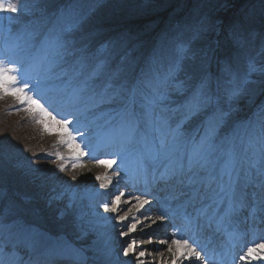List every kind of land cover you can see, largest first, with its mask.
Listing matches in <instances>:
<instances>
[{"label": "bare ground", "instance_id": "6f19581e", "mask_svg": "<svg viewBox=\"0 0 264 264\" xmlns=\"http://www.w3.org/2000/svg\"><path fill=\"white\" fill-rule=\"evenodd\" d=\"M90 4L93 2L92 0H89ZM214 3V0H169L168 5L172 6L171 10L172 13L175 12L174 17H169L168 20L170 22H174L175 26L174 29L177 31V33H180V36H185L186 31L194 32L201 24L202 19H209V14L208 10L205 8L206 5H210L211 3ZM96 9L98 8L100 4V0H97L96 2ZM253 2L252 0H245L243 3V6L247 9H251L253 7ZM19 9L21 8L20 5ZM131 6L124 7L125 9H129ZM174 8V9H173ZM71 11V12H70ZM167 10H159L158 14L153 18V20H145L146 23L143 22L142 26H139L135 21H129L126 25L128 26L127 31H124L122 33L123 39L127 40L128 45L134 48L132 53H127L124 49L121 47H116L115 45L112 46L111 44L113 43H107L110 41H113V38L115 36L117 37L118 31H112V30H107L104 32V35L98 38L100 41L104 42L105 45L104 47L107 49V52L110 54L107 57L102 56L98 57L97 59L94 60L95 66L101 70L102 73H109L112 70H117L118 74L120 77L112 82L111 84H114L115 86H119L120 89L128 94L132 99L134 100H139L140 98L144 97L146 95L147 91L149 90V87H152V83L150 81H142L140 79H144L147 76L148 71L151 69L154 72V76H160L163 73L161 72V68H157L155 66L158 62L156 61L157 59H166L168 57L167 53L171 51L173 55L175 54L174 48L183 42V39L180 37H175L171 36L168 39L169 45L170 46H165L168 45L166 40L162 39L160 34L158 33V29L161 27H166L165 25L162 26L166 22V17L163 19V15L165 14ZM21 12L18 11L16 14H11L16 21L21 22V21H37L41 22L43 24V27L48 28L49 30H52L54 32H59L61 30V33L66 36V39L69 43V49H68V54L70 56H73V51L74 48L73 46L79 47L82 46L80 42H78L76 39V34L80 33L82 35L85 34L81 30V28H78V24L80 23V20H82V23H94L96 24V11L92 16L85 17L86 15L83 13L84 12V6H74L73 0H38L33 7L31 6L26 8L24 7L21 9ZM44 12V13H43ZM247 13V12H246ZM50 15V18L48 15ZM74 18H72V15ZM242 9H238L237 13L235 14L239 19H242V17L247 18V22L249 26H251V29L253 33L257 37L254 38V41H257L260 43V45H264V28L263 27H252V26H258V22H264V17L258 16V14L253 15V14H247L246 16L244 15ZM79 17L76 19V17ZM91 17V18H90ZM233 17V16H232ZM2 18L4 16L2 15ZM74 19V20H73ZM92 20V21H91ZM57 25L61 26L59 29ZM179 27V28H178ZM165 30H168V28H164ZM109 31V32H108ZM111 34H108V33ZM115 35V36H113ZM61 36V35H60ZM3 40L6 43H10L9 39L3 38ZM63 44V41L60 39L55 43V48H59ZM200 44V40L197 39L194 41V45ZM140 47L143 48L144 54L143 55H138V52L140 53ZM161 48V49H160ZM158 53L155 52V50H159ZM197 49H201V47H198ZM247 49H244L243 52L247 54ZM42 50V48L40 49ZM132 50V49H131ZM162 50V51H161ZM137 51V52H135ZM240 53V54H241ZM239 55L236 57L233 56L232 60L229 61L228 66H232L234 70H238L237 74L234 76H238L239 71H241V67L238 66H244L246 65V60H248L246 57H240ZM225 55H228V52H226ZM223 55V56H225ZM264 54H261L262 56ZM223 56H220L219 58L222 59ZM263 59V58H262ZM132 62L137 65L136 69H132L128 65H125L126 63ZM228 62V61H225ZM47 70L46 69H40L39 72V77L42 78L44 75H46ZM160 72V73H159ZM141 83L143 86H141ZM113 85V86H114ZM166 82L162 83V87L165 90H168L166 88ZM178 85L172 86L176 87ZM241 95V96H240ZM235 104L237 107V110L235 113L232 115H241L246 112H250L253 114L255 112L257 114V118L249 117L250 119L246 118H238L239 124L246 123V122H259V121H264V111L255 104L256 102H253L251 96L249 94H239L235 96ZM8 99H14L11 96H8ZM206 100L203 102L201 100H198L201 104V111L202 113L209 112L210 109H213L217 106V103L213 99L205 98ZM5 98L0 95V103L5 102ZM175 105V104H174ZM248 106V109L246 106ZM173 109L175 107L173 106ZM74 113L79 114L77 110L74 111ZM232 113V112H231ZM227 116H232L228 113H226ZM223 116V121L230 127H233V131L229 134V139H236L238 136L239 131V126L234 125L231 123L227 116ZM262 136L264 137V131L261 132ZM99 143V142H98ZM97 143V144H98ZM2 147V146H1ZM6 149H11V147H5ZM2 147L0 150L1 154H4L6 149ZM32 148V147H31ZM168 149L171 148V146L167 147ZM90 153V152H89ZM15 164V165H13ZM13 167H16L17 163H13ZM18 168V167H17ZM22 174H20L18 177H14V180H19L20 184L16 185L19 186L18 188H22L24 191L29 192L30 195V200L35 199V196L32 194L34 189H36V186H33L29 184L31 182V179L29 177L30 173L25 169ZM41 182L42 179H39ZM116 199V198H115ZM124 199L125 197L120 196L119 200V207L117 208V211L112 212L110 211L111 219L112 218H118L121 214L122 217H126L123 222L120 221H113L111 225L110 232H108V235L105 236V241L98 243L97 246H104L105 249H103V256H107L109 259H111V264H140V261H143V264H173V253L176 251L175 247L170 244H163L161 249H158V251L155 248V244L152 243L154 240L157 238V231L158 229L156 228L154 231L149 230L146 231V228L150 226L153 222H151L152 219L149 218H144L140 217L139 219L136 218L135 211L130 212L128 208L131 206L133 201L129 202L128 204H124ZM0 205L5 206V201L0 200ZM107 205L111 207H116V204H114L113 200L112 203L107 202ZM5 211H8V208H5ZM21 213L16 211L15 213L11 214V217L16 218V214ZM24 215L26 218L30 216L27 212L21 213ZM34 219L37 218L36 214H31ZM1 222V221H0ZM7 223H11V221H7ZM136 225L135 231H131L130 228L128 229V225L131 224ZM8 228L5 226H1V229L9 231ZM130 232L131 234L126 237V239H122L120 242V246L118 247V251L121 253H124V250L129 247V245H133L135 247V254L129 252L127 255V258L124 259V257L119 258V254L116 249H114L113 242L117 240V236L121 233V231H127ZM13 233H10V236ZM29 235L28 233L25 236V240L23 241L22 236L17 240L15 244H18L22 246L21 250H27V251H34V244L30 242L29 240ZM9 237V233L7 235ZM14 240V238H11ZM134 242V243H133ZM1 247H4L1 245ZM172 248V252L168 251V248ZM144 251V256L139 257L140 251ZM8 251V250H7ZM27 251H24L22 255L27 253ZM150 252H153L154 256L150 254ZM135 256L139 257V260L136 259ZM154 257V261L151 262L149 261V258ZM36 258H40L36 256ZM184 260L183 257L180 259H177L175 261V264H180V262Z\"/></svg>", "mask_w": 264, "mask_h": 264}, {"label": "rangeland", "instance_id": "374dc122", "mask_svg": "<svg viewBox=\"0 0 264 264\" xmlns=\"http://www.w3.org/2000/svg\"><path fill=\"white\" fill-rule=\"evenodd\" d=\"M81 1L88 5L89 14H90V16L93 17L94 10L97 7V5L95 3L97 0H92L93 2L91 4H90V2H88L89 0H81ZM137 1L138 0H101L96 11L99 12L102 10L103 14L107 15V13H109V11H111V12L116 11L117 12L118 8H124V7H128L131 5L135 6V3ZM119 12H120V10H119ZM2 15H3V13H0V24L2 23V19H3ZM71 15H72V18H74L73 14H71ZM100 18H101L100 15H96L97 20H95V21H98ZM119 21L120 20L115 19L113 24H117ZM113 24H110L107 27V29L112 30V31L115 30V31H118L121 33H118L117 37L115 35H113V36H115L116 39L113 38V41H110L107 43H113V44H111L112 46L115 45L116 47H121L122 49H126L125 46L128 47L129 45L127 43V40L123 39L122 33L124 31H127L128 28L125 25L114 26ZM105 31H107V30H105ZM108 32H106V33H108ZM173 32L175 33L177 31L174 30ZM108 34H111V33H108ZM176 34L180 35V33H176ZM62 35L64 36V34H62ZM188 35L191 36L190 33ZM59 36H57L55 39L56 40L59 39ZM197 38H198V36H194L193 40L196 41ZM164 40H166V39H164ZM167 44L168 45H165V46H170L168 42H167ZM179 47H181V49L184 50V47L182 45H180ZM106 48L105 47L103 48V53H106V51H107ZM131 49H130V51L132 53L134 48L131 47ZM160 49L155 50V52L158 53L160 51ZM139 50H140V53L138 52V55H143L144 54L143 48L140 47V49H138L137 51H139ZM137 51H135V52H137ZM168 57H170V55H168ZM189 58H190V60L188 61V63H190V61H193L194 55H193V57H189ZM156 61L158 63L155 66H157V68H161L163 71H166V74H168L169 72L171 73V71H172L171 65H173L175 67V65L173 64L174 61L172 62V60L170 58L157 59ZM94 68L98 71V69L95 65H94ZM150 71H151V69L148 72H150ZM163 77L168 78V76H166V75H164ZM25 83H27L28 86L31 85L30 84L31 82L25 81ZM37 83L39 84L40 81H37ZM113 85L114 84H111V85L109 84L108 87L112 86L114 88V90L120 89L119 86H115V85L113 86ZM178 86L173 87V90L180 92L181 89ZM248 90H249V88L246 89V91H248ZM198 93L202 94L201 90H199ZM27 95L32 96L35 99L37 98L35 96V92L27 93ZM262 104H264V101L262 102ZM1 106L2 105H0V110H1ZM25 107H26V105H24V107L22 108L21 113L28 114L29 118L35 122V127L36 128L39 127V130H40L39 135L35 134L34 132L33 133L35 135H33V133L29 130L30 127L26 124V122L24 120V115L22 116L23 119L22 118H16V117L14 118L15 114L10 113L11 117L8 118V120H5V118L3 116H0V150L2 149L1 142L3 140H7L8 137H10L12 140V143H11L12 147L10 146L11 149H6L5 153L0 156V164L5 165V163H7V165L10 166V163H8V161H10L12 163H17L16 165L18 168L10 166V168L8 167V170L16 172L18 175L22 174L24 172L23 168H25L30 173L29 177L31 179H29V180H31V182H29V184H31L33 186L37 185L39 188L43 187L42 190L46 191V193H44L46 198H48V196L51 197L53 195L49 202L51 204H53V206L55 205V206H57V208L62 210L63 208H65V203L69 202L73 198L72 195L74 192H76V191H74L75 188H78L79 186H83L84 184L89 185V182H91L92 180L94 181L96 179L95 177H94V179L91 178L92 175L99 176L101 171H104L105 168H102L101 165H99V166H96V168L94 170L88 169V168L83 169V163L81 161L78 162L79 170H77V171L82 170L83 171L82 174H85L84 176H87V177L90 176V180H89V182H87V178H84V177H82V175H78L76 173V169H77L76 164L69 162V161L64 162V161H61V160L56 158L58 154H59L58 155V157H59L62 153L61 151H59V148L57 147V146H62V145L54 144L56 142V140L59 139L60 136L58 134H56L55 132H53V134L50 135L46 131H44L43 126L41 124L36 123V117H34L33 115L23 111V109ZM76 117L79 118L81 116L76 115ZM256 124H257L256 129L251 133L255 136L258 134V132L259 133L261 132L260 130L264 129L262 121L256 122ZM244 125L245 124H243V123L238 124V125L236 124V126H239V129H237V131H239L240 134L241 133L244 134V129L246 126V125L245 126ZM26 126L28 127V129L26 128ZM29 132H31L32 134H30ZM255 136L251 135L250 141H249V139H247V140L245 139V141L250 142L252 145V140L254 139ZM239 137H240V135L238 134L237 140L239 139ZM257 137H259V135ZM49 145H50V147H49ZM32 146L36 147V149L39 151L38 154L35 153V150H36L35 148L31 149ZM35 154H36V156L34 157ZM249 161H251V159H249ZM263 165H264V162H263ZM56 168H60L58 174L55 172ZM61 168H63L64 170L61 171ZM98 169H99V172L97 171ZM46 171H48L49 174L46 175V173H45ZM0 174H1V170H0ZM17 174H13V176L17 177ZM39 179H42V181L40 182ZM104 217H106V216H104ZM101 219H103V216L101 217ZM103 226L104 225H101V227H103ZM100 230H99V233H100ZM126 233L127 232H121V234H119L118 237H123ZM98 253H99V249H96L95 246H93V254L98 255Z\"/></svg>", "mask_w": 264, "mask_h": 264}, {"label": "trees", "instance_id": "16d2710c", "mask_svg": "<svg viewBox=\"0 0 264 264\" xmlns=\"http://www.w3.org/2000/svg\"><path fill=\"white\" fill-rule=\"evenodd\" d=\"M169 0H138L135 3V6H132L129 9L125 8H118L116 11H109L107 15L103 14V11H99L96 13V15H100L101 18L98 20V23H100L101 26L104 28H107L110 24H113L115 19L120 20L117 24H113L114 26L117 25H126L129 21H135L139 26L143 25V22L146 23L145 20H153V18L158 14V11L160 10H167L165 14L163 15V19H165L166 14V20H168L169 17H174L175 12L172 13L171 8L172 6L168 5ZM215 2L211 3L210 5H207L205 8L208 10L209 19L205 21L204 23V30L201 32V36L199 38L200 44H196L194 49L196 52V56L194 57L193 62V70L197 67L199 69L203 70L206 66V63L209 62L210 55H214L216 57H220L226 54L228 51L227 48H233L234 50L239 49L236 54L239 55V53L243 52L244 49L247 48L249 43H229L231 47H223L221 44L218 47V49H215L219 45V43L222 41L221 34H223V26L225 25L226 21L234 20V22L239 21L242 25V36L247 37V41H251L252 38L257 37L255 33H253L251 26H249L247 22L246 17H242V19H239L237 16L233 15L236 14L238 9H242L244 15L246 16L248 13L256 15L260 17H264V0H252L253 7L251 9H247L243 6V3L245 0H214ZM167 2V3H166ZM174 9V8H173ZM120 10V12H119ZM247 12V13H246ZM157 13V14H156ZM156 14V15H155ZM233 16V17H232ZM258 26H252V27H263L264 28V22H258ZM161 29H158L160 31ZM219 38V42H218ZM198 47H201V49H197ZM223 48V49H221ZM241 51V52H240ZM261 54H264V51L260 52L258 50L256 52V60L259 66H261V69H263V72L257 77L262 78L261 83L257 86L251 85L249 87V91L243 92V94H249L253 100V102H257L260 97L264 94V55L260 56ZM200 56L204 57L203 60H200ZM241 56H239L240 58ZM197 58V59H196ZM263 58V59H262ZM196 59V61H195ZM222 60L224 61L221 65V68L219 70V74L215 75L216 78L220 79L222 82L226 80L227 75V66L229 64V61L232 60V56L230 55L227 58V55L222 57ZM228 61V62H225ZM208 72V71H207ZM242 94V92H241ZM241 96V95H240ZM248 106L246 108L248 109ZM247 112V110H246ZM245 112V113H246ZM35 196L40 197L41 192L38 189H34Z\"/></svg>", "mask_w": 264, "mask_h": 264}, {"label": "snow or ice", "instance_id": "6c2138e0", "mask_svg": "<svg viewBox=\"0 0 264 264\" xmlns=\"http://www.w3.org/2000/svg\"><path fill=\"white\" fill-rule=\"evenodd\" d=\"M19 6L15 3L6 2V0H0V13L7 14H16L19 11ZM14 18V17H13ZM229 43H240L243 39L242 36V25L239 21L234 22L230 25L228 30V36L226 37ZM219 42V38H218ZM28 85L25 82H22L18 79L17 69L14 67H8L3 64H0V95L3 96H11L13 97L19 104L26 105L23 111L33 115L36 117V123L41 124L48 134H53L55 132L60 136V142L66 145L70 151L75 154V158L79 159L81 156L85 155L83 151H81L79 144L74 142V137H72L71 132L69 131L67 125L71 123V121L64 119H57L50 111H48L37 99L32 96L27 95L26 89ZM202 104L198 101L192 104L189 107L188 115L194 116L201 110ZM215 126L209 130V137L214 133ZM199 152V147L194 149V153ZM59 155V154H58ZM62 159V157H61ZM106 168H111L113 164L116 163L114 159L112 160H101L98 162ZM64 169L61 168V171ZM97 179H101V177H97ZM111 183V181H109ZM255 183H258L261 191H264V174H261L259 178L255 180ZM102 187H106V184H102ZM120 195H123L121 193ZM120 195L116 197V207H109L108 205H104L105 211H117L119 207ZM138 203L141 208L147 203V201H139ZM243 206V205H242ZM126 219V217L121 218V222ZM155 222V221H153ZM136 225L133 223L130 225V230L135 231ZM134 243V242H133ZM162 244H167L168 241H161ZM171 244L175 246L176 251L173 253L174 259L173 264L177 259L183 257L184 259H192L194 258L196 261L201 260V254L194 247H191L186 240L173 238L171 240ZM258 250L259 253L258 254ZM135 247L133 245H129L127 249L124 250V254L127 256L129 252L135 254ZM168 251L172 252V248L169 247ZM144 256V251L141 250L139 253V257ZM139 257L137 259L139 260ZM264 260V243H260L254 247H250L247 250V256H241V260ZM0 264H5L4 261L0 260ZM140 264H143V261H140ZM183 264V261H181Z\"/></svg>", "mask_w": 264, "mask_h": 264}]
</instances>
